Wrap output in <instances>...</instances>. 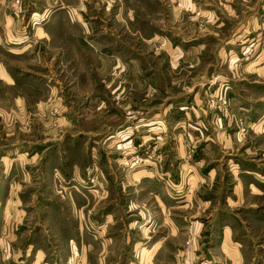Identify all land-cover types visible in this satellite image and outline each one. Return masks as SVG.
<instances>
[{
  "label": "rangeland",
  "instance_id": "rangeland-1",
  "mask_svg": "<svg viewBox=\"0 0 264 264\" xmlns=\"http://www.w3.org/2000/svg\"><path fill=\"white\" fill-rule=\"evenodd\" d=\"M6 2L20 29L30 21L29 37L36 25L47 37L11 47L0 29V264H237L236 252L264 264V73L252 72V42L243 50L211 33L232 40L231 22L207 21L225 1ZM255 2L233 0L243 11ZM189 36L205 39L192 48L202 64L170 65ZM137 61L145 90L128 75ZM149 110L173 123L171 138L142 136ZM195 111L224 122L226 136L221 150L211 144L203 179L180 175L176 148L187 129L175 124L200 120ZM122 128L123 153L103 140Z\"/></svg>",
  "mask_w": 264,
  "mask_h": 264
},
{
  "label": "crops",
  "instance_id": "crops-1",
  "mask_svg": "<svg viewBox=\"0 0 264 264\" xmlns=\"http://www.w3.org/2000/svg\"><path fill=\"white\" fill-rule=\"evenodd\" d=\"M9 2L11 3V1L13 0H1V4H5L2 2ZM225 4L224 6L226 7V9H216V16L213 14H209V17L212 18V20L207 18L208 22H212V25L215 26L217 29L220 27H223L225 24H227V20L228 23H232L233 25V33L231 34V38L230 39H224V36L220 35V32L217 31H212L211 33L215 36H217V39L221 42V44L225 43V44H230L233 43L237 46H242L243 50L247 47V44L249 42H252L253 45H255V48L257 50L255 56H254V61L251 62V66L253 65L255 67L254 71L252 72H257V71H262V73H264V0H256L257 2L247 5V7L245 6L246 10L244 9H238L234 6L233 4V0H224ZM247 1V0H245ZM6 2V3H7ZM3 6V5H2ZM224 10L227 12V14L224 12ZM3 13L2 19H3V27L0 26V29L3 31L4 33V38L8 42H11L12 46L11 47H17L24 45L26 42H30L33 43L35 41L36 46H40L38 45L39 40L40 39L43 40V38L47 37V31L43 26L40 25H36L34 26V34L33 37H29L28 36V30L27 27L29 26V22H27L26 26H22V28L20 29V25L18 26L16 18H14L13 16L10 15V13H4L2 12V7H0V16ZM208 12L205 10L204 14H207ZM80 15V14H79ZM232 15V18L229 17ZM176 16V15H174ZM208 16V14H207ZM240 20V21H239ZM42 32V33H41ZM37 34H39L40 36H38ZM31 35V36H32ZM35 36H37L38 38L34 39ZM204 36V35H203ZM40 37V38H39ZM32 38V40H31ZM207 39V38H206ZM31 40V41H30ZM200 40V44L196 45L197 43H199ZM204 41L205 39L202 36L199 37H187L185 39H183V42H185L186 46H190V50L185 51V57L182 56H178V60H180L179 62L177 61L176 58H174L173 56L171 57V55L168 57V63H170V65L174 64L177 65L176 63H182L187 64V63H191L192 67L194 66H198L200 64H202V60L203 57L199 56V55H193L196 54V51H193L192 48L193 46L196 47H200L201 50L203 48H205L206 43H202L201 42ZM228 40V41H227ZM227 41V42H226ZM162 45L161 48H164V50L167 48L169 50H171L172 52H174L175 48L171 42V40H166V39H162L161 40ZM31 45V44H30ZM25 46V45H24ZM221 45H219L220 47ZM234 46V45H232ZM221 49L223 51H221L220 53H218V57H217V63L219 65V63L223 64L224 62V51L225 47L224 45L221 46ZM193 53V54H192ZM169 54H171L169 52ZM227 54V53H226ZM241 54H243V52H241ZM180 57V58H179ZM229 57V56H228ZM227 57V58H228ZM227 60V59H226ZM228 61V60H227ZM139 61H137V68L135 67V71L128 73V75H130L131 78H133L136 86L138 89L141 90H145L148 83H146V79H145V73L143 71V68L141 66H139L140 64L138 63ZM203 73H207V72H203ZM6 74L8 75V73L6 72ZM222 73L220 71H217L215 79L218 81V84H220V80L223 76L221 75ZM9 76V75H8ZM10 79H12L9 76ZM10 84H14L13 81L10 82ZM169 87L171 88V84H168ZM155 86V87H154ZM153 88L161 90L160 86H158V84L156 85H152ZM155 91V90H154ZM170 107L165 108V111H169ZM196 108V107H195ZM195 110H200L202 112H205L204 108L201 106H197V109ZM151 112V110H149L148 112H146V115L143 116L142 118H140V122L142 124H146L145 129H143V132H149L148 134H144L142 135L144 138H151V134L153 135V137L159 138V140L161 139H168L171 138L169 135V133L171 132V122H165L164 120L161 119V121H158L157 118L159 117L158 115H160L161 113H154V115H149V113ZM163 113V118H167V114ZM195 116H199L196 114L195 111ZM199 119H195V120H189L188 122H184V121H180L178 124H175L174 127H184L187 129V131L185 132V136H180L178 139V142L176 141V148H177V153L179 154V156L184 160V162L182 163V167H180V175H184V176H190L191 173H193V171H197L198 173H200V177L201 179H203L204 177H208L206 174H208L209 176H211L213 174V171L210 173H202L201 171L203 170V163L206 162V159H211L213 156L211 155V144L216 143L221 150V146L219 144H224L226 141V136L224 133L223 129H220V127L223 126L224 122H222L219 119L216 120H208L205 117ZM199 116V117H200ZM195 117V118H196ZM171 118V117H170ZM177 123V122H176ZM169 124L170 128L168 127ZM123 123H121L120 125H117L116 127H122ZM192 127V128H191ZM169 128V130L167 131V129ZM194 128V131H193ZM211 128H214V131L211 130ZM157 132H160V134L163 135H155ZM154 131V132H153ZM151 133V134H150ZM165 133V135H164ZM171 134V133H170ZM142 136H139L142 137ZM163 137V138H162ZM105 142H111L112 145L115 146V144H117V147L122 149V153L124 150V145L125 144H130L128 142L124 143V129H120L117 130L116 132H112L111 134H107V136L104 137ZM139 138H137L136 140L138 141ZM230 138V137H229ZM165 140V141H166ZM132 141V140H131ZM201 142L205 143L204 147H202L203 152H200V155L196 156V154L193 156H191L190 154H193V151H195V147L200 144ZM191 146L193 147V149H191V151H188V147ZM190 150V149H189ZM224 151V150H223ZM192 157V158H191ZM191 158V159H190ZM218 160V159H217ZM210 163L213 162V160H207ZM201 167V170H200ZM143 172V173H142ZM149 173L147 170H141L139 172V174H143L144 175ZM149 174H153L152 172H150ZM189 190V191H188ZM187 191L190 193V197H191V191L192 189L188 187ZM186 191V192H187ZM189 196V194H187V197ZM186 197V196H185ZM158 203L161 205V199L158 200ZM234 262L237 264H242V255L240 252H236V254H234Z\"/></svg>",
  "mask_w": 264,
  "mask_h": 264
},
{
  "label": "built area",
  "instance_id": "built-area-1",
  "mask_svg": "<svg viewBox=\"0 0 264 264\" xmlns=\"http://www.w3.org/2000/svg\"><path fill=\"white\" fill-rule=\"evenodd\" d=\"M214 102H215V100H214ZM228 99L226 98V97H219V99L217 100V103L219 104V105H222V106H224V107H227V105H228Z\"/></svg>",
  "mask_w": 264,
  "mask_h": 264
}]
</instances>
